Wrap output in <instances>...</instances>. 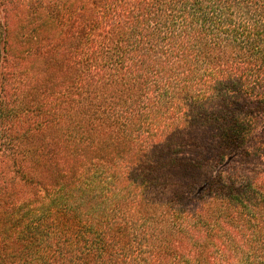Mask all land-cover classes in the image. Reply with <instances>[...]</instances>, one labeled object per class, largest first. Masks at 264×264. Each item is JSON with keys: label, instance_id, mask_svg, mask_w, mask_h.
<instances>
[{"label": "trees", "instance_id": "trees-1", "mask_svg": "<svg viewBox=\"0 0 264 264\" xmlns=\"http://www.w3.org/2000/svg\"><path fill=\"white\" fill-rule=\"evenodd\" d=\"M0 264H264V0H0Z\"/></svg>", "mask_w": 264, "mask_h": 264}, {"label": "rangeland", "instance_id": "rangeland-1", "mask_svg": "<svg viewBox=\"0 0 264 264\" xmlns=\"http://www.w3.org/2000/svg\"><path fill=\"white\" fill-rule=\"evenodd\" d=\"M3 70H4V71H6V70H7L5 66H4Z\"/></svg>", "mask_w": 264, "mask_h": 264}]
</instances>
